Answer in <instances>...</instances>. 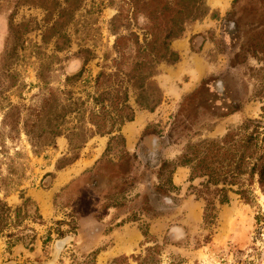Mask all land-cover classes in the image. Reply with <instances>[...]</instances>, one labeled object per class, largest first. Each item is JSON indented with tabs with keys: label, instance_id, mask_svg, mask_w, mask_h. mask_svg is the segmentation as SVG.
<instances>
[{
	"label": "rangeland",
	"instance_id": "1",
	"mask_svg": "<svg viewBox=\"0 0 264 264\" xmlns=\"http://www.w3.org/2000/svg\"><path fill=\"white\" fill-rule=\"evenodd\" d=\"M204 1L206 14L187 21L172 41L179 61L159 66L160 104L153 111L139 108L128 91L135 116L121 127L124 142L96 134L72 149L63 129L92 127L86 111L96 91L65 77L84 66L87 83L105 59L111 67L108 27L118 0H83L65 27L70 43L61 52L53 39L42 41L44 0H0V196L16 205L23 190L44 221L34 225L31 249L20 243L8 252L0 238V264H113L120 256L127 259L117 264H264V195L258 190L250 203L230 193L228 204H216L211 224L204 222L205 202L189 192V167L170 175L177 189L160 187L168 177V169L160 170L163 160L178 161L194 145L220 139L249 119L264 127V98L258 96L264 91V0ZM10 21L22 24L19 36ZM86 47L95 54L84 65L87 54L79 49ZM188 81L185 91H175ZM49 89L57 90L58 104L75 102L84 117H37ZM10 104L16 109L5 125L3 108ZM14 124L19 131L11 133ZM51 126L63 128L62 134L32 139L36 147L23 131ZM73 153L77 159L57 169L58 159Z\"/></svg>",
	"mask_w": 264,
	"mask_h": 264
},
{
	"label": "trees",
	"instance_id": "2",
	"mask_svg": "<svg viewBox=\"0 0 264 264\" xmlns=\"http://www.w3.org/2000/svg\"><path fill=\"white\" fill-rule=\"evenodd\" d=\"M44 2L42 6L47 12L48 25L42 32V41L46 43L53 39L55 51H64L70 43L65 27L71 22L73 13L79 9L83 0H63L62 4L58 0ZM53 9L56 14L54 18ZM206 12L204 0H118L116 13L110 19L108 27L114 36L111 67L107 66L105 59V63L100 65L94 77L87 79V83L83 77L84 66L77 73L65 77L67 83L83 81L92 88L91 91H96L92 96V106L86 111L87 122L92 127L79 124L62 128L66 131L69 146L72 149L79 148L96 134L109 135V142L117 138L124 142L121 127L126 122L133 121L135 116V109L129 103L128 91H134V103L139 108L153 111L160 104L162 89L155 81L159 66L179 61V53L171 46L172 41L181 36L187 21L197 20ZM20 26L22 24L18 26L10 21L9 27L13 35L19 36ZM79 53L87 54L83 56L84 65L95 54L87 47L79 49ZM261 90L258 91V96L264 98V91ZM49 91L50 97L46 99L41 114H36L37 117L42 113L47 114L49 120L53 117L64 119L70 113H75L79 120L84 117L85 111L74 106L75 102L58 104L54 92L57 90ZM48 101L50 108L45 111ZM6 108H3L2 124H5L6 117L16 109L11 104ZM261 111V118H264V101ZM263 128L260 120L249 119L236 129L228 130L220 139L209 140L201 147L194 145L178 161L163 160L160 170L168 169V177L160 187L168 191L177 189L170 175L178 166L189 167V192L205 202L204 222L211 224L217 218L216 204H228L230 193L237 194L247 203L252 202L257 197V190L264 195ZM9 129L11 133L19 131L15 124ZM62 129L51 126L48 130L39 128L36 133L35 128L24 127L23 131L30 138L31 145L36 147L39 143L34 144L32 139H38L46 133L55 137L62 134ZM75 159L76 153L70 157L64 156L58 159L56 167L61 169ZM196 178H202L198 186L192 184ZM4 180L0 175V189ZM19 199L20 203L10 205L0 196V238L4 239L8 252L20 243L31 249L36 239L34 225L44 222L38 205L23 190L20 191ZM55 223L59 224L60 221ZM56 230L58 234L62 233L59 228ZM142 234L146 237L147 232L142 231ZM50 239L48 233L43 243ZM96 254V251H92V261ZM125 259L126 256L116 257L111 263L117 264Z\"/></svg>",
	"mask_w": 264,
	"mask_h": 264
},
{
	"label": "crops",
	"instance_id": "3",
	"mask_svg": "<svg viewBox=\"0 0 264 264\" xmlns=\"http://www.w3.org/2000/svg\"><path fill=\"white\" fill-rule=\"evenodd\" d=\"M190 79H192V77H191ZM188 83H189V81H188V82H183L181 85H178V86L176 87L175 91H177L178 93H179L180 91H185L186 88H187V86H188ZM138 117H139V116H138ZM138 117H137V118H138ZM137 118H136V119H137Z\"/></svg>",
	"mask_w": 264,
	"mask_h": 264
}]
</instances>
